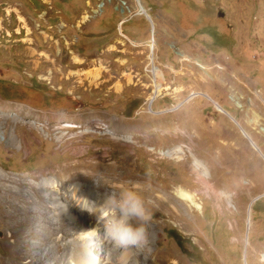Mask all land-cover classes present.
<instances>
[{"label": "rangeland", "instance_id": "obj_1", "mask_svg": "<svg viewBox=\"0 0 264 264\" xmlns=\"http://www.w3.org/2000/svg\"><path fill=\"white\" fill-rule=\"evenodd\" d=\"M139 2L151 23L137 0H0V113L19 117L0 119V170L68 179L93 187L91 197L139 192L151 219L146 244L119 248L132 259L264 264V0ZM152 66L163 79L150 104ZM107 129L137 140L116 141ZM10 130L21 147L6 144ZM173 148L183 155H160ZM71 234L50 247L59 237L74 253L72 241L94 237ZM5 240L4 227L0 260Z\"/></svg>", "mask_w": 264, "mask_h": 264}, {"label": "bare ground", "instance_id": "obj_2", "mask_svg": "<svg viewBox=\"0 0 264 264\" xmlns=\"http://www.w3.org/2000/svg\"><path fill=\"white\" fill-rule=\"evenodd\" d=\"M137 12L140 15L147 14L146 9L142 6L139 0H137ZM148 47L151 51L149 60L152 61L154 59L152 52L155 49V43L153 40L149 41ZM159 71L160 70L155 66H152L154 82H157V84L163 79V75ZM157 84L155 83L156 89L154 90L150 101L156 97L162 96L160 86ZM206 97L211 100L218 111L228 116L227 112L220 104H218V102L212 100L208 96ZM3 117H13L14 120L19 119V117L14 114L0 113V119ZM34 124L35 123L30 121V125L33 126ZM4 127L5 126L0 124V131H3ZM150 131H152V129L149 128L146 129L145 132L149 133ZM89 132L90 131L86 129L84 133ZM104 134L110 135L112 139L124 143H134V140H137L135 139V136L130 134V136H121L111 129L105 130ZM142 138H144V136H142ZM4 139L8 146L16 149L21 147L13 130H10L8 136ZM148 151H151V149H148ZM182 152L183 150L181 151L180 148H173L163 151L160 155L171 157V154L173 153L182 156ZM194 162L198 168H204L198 159H194ZM11 175L14 174H11L8 171L7 174H5L0 170V179H7V194L5 191H0L4 198L7 197V208L0 205V228H7V240H5L7 245V258L0 260V264L165 263L164 259L158 256H156L153 261L145 259L139 252H136L132 259L129 257L132 250H123L124 252H122L121 249L123 247L115 244L110 238L106 237L103 222L99 221V217L105 210L104 208H101V206L106 199L107 193L92 196L96 197L97 200H95L91 197V194L95 193L93 187H88L80 183L72 184L68 179L65 181H59L58 179L47 178L39 181L40 176L37 174L20 176L19 178H15ZM110 175L116 180L121 178L116 172H113ZM14 184L18 187L12 186ZM25 185L28 186L29 189H23ZM36 193H38V195H36ZM177 195H179L178 197L182 200L193 205V195L182 190H178ZM51 197L54 198V201L51 200ZM26 198L30 201H26ZM89 199L95 201L96 204H92ZM33 202L35 205H33ZM133 223L135 224L136 222L133 221ZM73 225L75 226L72 227ZM98 225L100 227L98 232H88ZM71 232H75L79 236H83L85 239H87L88 236L94 235V237L89 238L86 241L87 243H85L84 240V242L81 243L72 241L71 245H73L75 249V252L72 253L70 251V245H63L60 243L61 240L70 235ZM56 235H61V240L58 239L59 237L55 238V247H50L49 244ZM107 252H112L110 254L111 258L108 256L107 260L109 262L104 263L103 257H105Z\"/></svg>", "mask_w": 264, "mask_h": 264}, {"label": "clouds", "instance_id": "obj_3", "mask_svg": "<svg viewBox=\"0 0 264 264\" xmlns=\"http://www.w3.org/2000/svg\"><path fill=\"white\" fill-rule=\"evenodd\" d=\"M104 212L99 217L103 222L106 237L121 247L146 244L147 222L151 213L144 197L133 188L111 191L101 206ZM133 221L136 223L134 224ZM99 225L88 232H98Z\"/></svg>", "mask_w": 264, "mask_h": 264}, {"label": "water", "instance_id": "obj_4", "mask_svg": "<svg viewBox=\"0 0 264 264\" xmlns=\"http://www.w3.org/2000/svg\"><path fill=\"white\" fill-rule=\"evenodd\" d=\"M146 16H147V18H148V20L150 21V23H151V18L149 17V15H147V14H145ZM224 15H225V13H224V11L221 9V8H219L218 10H217V16L218 17H224ZM227 115L234 121V123L236 124V125H238L237 124V122L227 113ZM239 126V125H238ZM240 127V126H239ZM240 129H241V131H242V134L249 140V142H250V144L251 145H253L254 147H256V149L259 151V148L254 144V142L250 139V137L247 135V133L240 127ZM260 152V151H259ZM262 155V154H261ZM263 156V155H262ZM264 157V156H263Z\"/></svg>", "mask_w": 264, "mask_h": 264}, {"label": "trees", "instance_id": "obj_5", "mask_svg": "<svg viewBox=\"0 0 264 264\" xmlns=\"http://www.w3.org/2000/svg\"><path fill=\"white\" fill-rule=\"evenodd\" d=\"M169 236L175 241V243L179 246V248L182 250L183 253H187L184 245H183V238L181 237V235H179L176 231H171L170 233H168Z\"/></svg>", "mask_w": 264, "mask_h": 264}, {"label": "built area", "instance_id": "obj_6", "mask_svg": "<svg viewBox=\"0 0 264 264\" xmlns=\"http://www.w3.org/2000/svg\"><path fill=\"white\" fill-rule=\"evenodd\" d=\"M150 102V104H151V101H149Z\"/></svg>", "mask_w": 264, "mask_h": 264}]
</instances>
